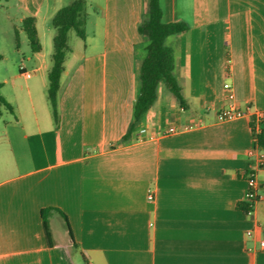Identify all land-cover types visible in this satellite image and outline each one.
Returning <instances> with one entry per match:
<instances>
[{"label":"crops","instance_id":"obj_1","mask_svg":"<svg viewBox=\"0 0 264 264\" xmlns=\"http://www.w3.org/2000/svg\"><path fill=\"white\" fill-rule=\"evenodd\" d=\"M70 2L0 1V23L19 37L12 62L0 45V94L14 110L0 118V264H264V146L250 127L259 113L264 132V0H160L164 23L188 27L166 39L186 105L160 84L128 140L148 0H87L56 122L52 19ZM29 17L37 53L22 30ZM227 83L248 115L220 122ZM248 169L261 197L251 217L240 208Z\"/></svg>","mask_w":264,"mask_h":264},{"label":"trees","instance_id":"obj_2","mask_svg":"<svg viewBox=\"0 0 264 264\" xmlns=\"http://www.w3.org/2000/svg\"><path fill=\"white\" fill-rule=\"evenodd\" d=\"M0 1L8 2L10 0ZM162 17L163 11L160 0H148L146 14L138 27L139 33L147 42L146 54L140 71L142 88L140 96L134 106V119L124 136V140L130 139L142 116L154 105L160 84L163 83L166 85L167 89L173 94L180 106L185 107L186 105L182 89L174 74V54L173 51L166 46V39L172 35L187 31L188 27L183 23L166 24L162 21ZM87 19V0H71V2L62 8L52 19V25L56 34L53 40L54 52L48 74V98L56 122L59 121L58 95L61 88V78L65 70L67 55L70 52L69 33L74 30L81 39L85 40ZM22 30L27 36L32 52H40L42 50V44L38 37L36 19L33 17L26 18L22 23ZM16 43L17 46H19V37L17 33ZM2 59L3 57L0 55V61ZM4 109L14 112L12 106L0 94V118L3 115ZM253 125L254 122L250 121L251 129ZM258 145L260 148L264 146L263 130L258 137ZM240 208L246 212L248 208L247 203L241 204ZM42 214L44 217L46 234L51 244V237L45 219L47 210H44ZM61 214L66 219V216L63 213Z\"/></svg>","mask_w":264,"mask_h":264},{"label":"built area","instance_id":"obj_3","mask_svg":"<svg viewBox=\"0 0 264 264\" xmlns=\"http://www.w3.org/2000/svg\"><path fill=\"white\" fill-rule=\"evenodd\" d=\"M225 89L228 93V100H229V104L227 107L223 108L219 113H218V121L220 122H231V121H235L238 119H241L243 117H246L248 115L247 111H244L242 109H239L236 104H235V91L234 88L231 84L227 83L225 85ZM251 121L254 122L253 128L251 129L254 140L256 142V149H259V145H258V137L262 132V115L261 114H256L254 116L250 117ZM255 149V150H256ZM254 150V151H255ZM250 153V155L253 154V152ZM259 168H263L264 166V156L261 155L259 157ZM245 176H246V181H247V185H248V193H247V211L245 212V214L248 217L253 216L254 214V210H255V205L258 203V201L260 200V194H259V183H258V179H257V173L256 171L252 170V169H248L245 172ZM149 200L153 201L154 200V196L152 194L149 195ZM248 236L252 235V232H248L247 233ZM260 250L264 251V239L260 242Z\"/></svg>","mask_w":264,"mask_h":264},{"label":"rangeland","instance_id":"obj_4","mask_svg":"<svg viewBox=\"0 0 264 264\" xmlns=\"http://www.w3.org/2000/svg\"><path fill=\"white\" fill-rule=\"evenodd\" d=\"M3 4L6 2L1 1ZM0 45L2 48L6 49L11 56L10 62H12V58L14 57L15 49H16V40L14 34L9 32L2 23H0ZM21 60V59H20Z\"/></svg>","mask_w":264,"mask_h":264}]
</instances>
